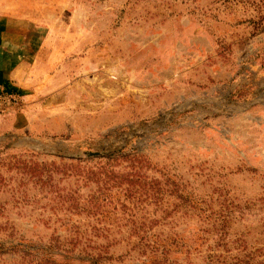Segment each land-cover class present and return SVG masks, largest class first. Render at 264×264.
<instances>
[{"label": "rangeland", "instance_id": "obj_1", "mask_svg": "<svg viewBox=\"0 0 264 264\" xmlns=\"http://www.w3.org/2000/svg\"><path fill=\"white\" fill-rule=\"evenodd\" d=\"M28 60L0 104V264H264V0H0Z\"/></svg>", "mask_w": 264, "mask_h": 264}, {"label": "crops", "instance_id": "obj_2", "mask_svg": "<svg viewBox=\"0 0 264 264\" xmlns=\"http://www.w3.org/2000/svg\"><path fill=\"white\" fill-rule=\"evenodd\" d=\"M28 57L27 22L0 21V90L12 85Z\"/></svg>", "mask_w": 264, "mask_h": 264}, {"label": "built area", "instance_id": "obj_3", "mask_svg": "<svg viewBox=\"0 0 264 264\" xmlns=\"http://www.w3.org/2000/svg\"><path fill=\"white\" fill-rule=\"evenodd\" d=\"M5 98H6V97H4V94H2V93L0 92V104L4 101ZM5 101H6V99H5Z\"/></svg>", "mask_w": 264, "mask_h": 264}]
</instances>
